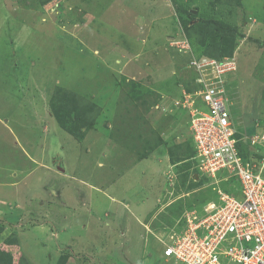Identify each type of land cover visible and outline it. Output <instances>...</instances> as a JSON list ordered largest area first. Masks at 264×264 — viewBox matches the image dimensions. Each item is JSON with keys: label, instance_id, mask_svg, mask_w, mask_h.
<instances>
[{"label": "rangeland", "instance_id": "1", "mask_svg": "<svg viewBox=\"0 0 264 264\" xmlns=\"http://www.w3.org/2000/svg\"><path fill=\"white\" fill-rule=\"evenodd\" d=\"M228 1L0 0V264H187L163 255L167 231L221 203L231 172L196 166L189 125L205 84L228 88L232 148L244 134L264 175V0ZM181 6L236 28L223 34L235 72L220 80L208 50L178 51ZM109 221L114 237L98 230Z\"/></svg>", "mask_w": 264, "mask_h": 264}, {"label": "built area", "instance_id": "2", "mask_svg": "<svg viewBox=\"0 0 264 264\" xmlns=\"http://www.w3.org/2000/svg\"><path fill=\"white\" fill-rule=\"evenodd\" d=\"M203 59L210 62L207 58ZM220 62L216 61L217 67H220ZM201 93L204 99L200 98V104L196 107L193 105L191 124L198 154L199 151L205 154L204 161L198 162V167L209 175L210 171L232 170L231 176H236L240 181L242 197L220 189L222 202L209 203L202 219L198 220V214L194 212H185L184 228L180 232L173 230L168 233L171 242H165L163 255L187 264H228L229 261L264 264L262 169H256L232 148L235 128L227 108L228 100L225 101L224 97L227 94L225 87L220 84L208 86L207 90L196 95L201 97ZM192 100L194 104L196 98ZM199 229L207 233L200 236L197 232ZM222 256L227 258V263Z\"/></svg>", "mask_w": 264, "mask_h": 264}, {"label": "trees", "instance_id": "3", "mask_svg": "<svg viewBox=\"0 0 264 264\" xmlns=\"http://www.w3.org/2000/svg\"><path fill=\"white\" fill-rule=\"evenodd\" d=\"M175 3L177 4V1ZM233 3H235V2H233ZM178 5H179V3H178ZM180 10H181V12H184V14L182 15V21H181L184 29L181 27V29H180V31H182L181 34L183 35L185 33L186 35H188V38L191 41V43H193V42L195 43V41H196L198 46H199L198 48L193 50L194 52H198V53L203 54V53H207V50H208L211 53L209 56L217 57L219 59H222L224 56L236 55L235 53L234 54L231 53L233 50L227 49V46L225 44L226 40L223 38V34H228L232 37L236 36L237 30H236V28H234V26L223 27L219 21H216V20H213L210 18H201V19L196 20L197 15H194L192 13V10L187 9V8L183 9V6H181ZM179 28H180V25H179ZM210 47H214L212 49H215V51L210 49ZM194 48H195V45H194ZM200 48H204V50H199ZM225 53H227V54H225ZM175 76H177V75H175ZM192 77H194V75H192ZM197 79H199V78H197ZM125 92H127V90H125ZM130 98H134V97L131 96ZM182 112L188 114L189 109L183 107ZM253 117H254V121H256L257 116L254 115ZM67 127L68 126L66 125L64 128L70 134L71 128H67ZM253 129H256V123H255V126ZM253 129H248L247 133H249V134L254 133L255 134L256 132ZM81 133H82V131H81ZM81 133H79V132H78V134L76 133L75 138H79V136H81ZM244 140H245V142H244ZM191 142H192V140H191ZM192 145H193V142H192ZM246 145H247V142L245 139V135L243 134V135H241L240 141H238V146L241 149L240 152L243 155V157L246 160H249L248 156H250L251 153H248L249 154L248 155V154H245V152L243 151V149L246 148ZM194 156H195V153H192L190 156V159L193 158ZM197 169H198V167H197ZM226 174H227V172H226ZM207 177H209V176H207ZM219 177H223V176L219 175ZM209 178H211V177H209ZM222 184H223V187L221 188L222 190H224L226 192H230V193H235L236 195L240 194L241 184H240V181L238 180V178L236 176H231L227 179H223ZM210 201H212V200L207 201L206 204ZM2 222L3 221H0V231L2 229L4 230L5 227L10 223L8 221H7V223H2ZM177 222H179V221H177Z\"/></svg>", "mask_w": 264, "mask_h": 264}, {"label": "bare ground", "instance_id": "4", "mask_svg": "<svg viewBox=\"0 0 264 264\" xmlns=\"http://www.w3.org/2000/svg\"><path fill=\"white\" fill-rule=\"evenodd\" d=\"M204 58H208L207 56H205ZM216 60L214 57H211L210 59V62L211 64L214 66V70L215 72H213L212 74L217 76L218 79L222 80V77L224 75V73L222 72H228V71H234L236 70L237 68V64H238V61H237V56L236 55H233V56H224L223 59H221V62L219 64L220 67H217V63H216ZM197 62V61H196ZM196 66L199 65V66H203L201 64H195ZM198 74H202V71H198ZM208 75H211V73H208ZM199 78V76H198ZM197 81H199L200 83L202 82V79H197ZM205 84V83H204ZM207 87L208 85L205 84V88H200L201 90L199 91L200 92H204L205 90H207ZM221 88H219L220 90ZM227 94L224 95L225 97V101L228 100L227 102V108H228V111H229V114L231 115L232 112H231V107H230V99H231V95H230V92H228L227 90H225ZM222 92V91H221ZM202 94V93H201ZM202 99H204V95L202 94L201 96ZM262 145V144H261ZM241 153V152H239ZM241 156V155H240ZM251 163V162H250ZM252 166H255L254 164L251 163ZM232 171V170H231ZM238 175V174H236ZM226 177H229V176H226Z\"/></svg>", "mask_w": 264, "mask_h": 264}, {"label": "clouds", "instance_id": "5", "mask_svg": "<svg viewBox=\"0 0 264 264\" xmlns=\"http://www.w3.org/2000/svg\"><path fill=\"white\" fill-rule=\"evenodd\" d=\"M184 33V32H183ZM184 35V34H183ZM182 35V38H180V42H181V47L182 48H179L178 49V51L180 52V51H183V50H186V51H189V52H192V53H194V51L192 50V49H190L191 48V46H192V43H191V41L189 40V38H187L188 40H186L185 39V36H183ZM173 38H176V36L175 37H173ZM182 43H183V45H182ZM208 57V56H207ZM215 59H218L217 61H221L219 58H217V57H214ZM207 59H211L210 57H208ZM225 73V72H224ZM193 75V74H192ZM220 85H222L223 87H225V90H227L228 88L223 84V83H219ZM228 91V90H227ZM229 92V91H228ZM200 96L198 97H196V100H195V103L193 104L195 107L197 106V105H199L200 103ZM183 107H185V108H188L189 109V113L191 112V109L189 108V107H187V106H183ZM231 120H232V118H231ZM232 122H233V126H234V128L236 127L237 128V125H235V122H234V120H232ZM189 131H190V139L192 140V142H193V146L195 145V141H194V138H193V133H192V130H191V124L189 125ZM236 132H239V130L238 129H235V133ZM242 157H243V155H241ZM243 159L244 160H246L244 157H243ZM56 164V163H55ZM197 167H198V165H196ZM198 169H199V167H198ZM199 171H200V173H202V171L199 169ZM205 175L206 176H209V174H207V173H205ZM227 176H229V177H231V174L229 173ZM264 176V175H263ZM229 177H226L225 179H227V178H229ZM211 202H214V201H210V202H208L205 206H204V209H205V207L209 204V203H211ZM180 221H182V219L180 218ZM177 223H181V222H177ZM183 223V222H182ZM174 229H172L171 231H173ZM168 233H170V231L168 230L167 231Z\"/></svg>", "mask_w": 264, "mask_h": 264}, {"label": "crops", "instance_id": "6", "mask_svg": "<svg viewBox=\"0 0 264 264\" xmlns=\"http://www.w3.org/2000/svg\"><path fill=\"white\" fill-rule=\"evenodd\" d=\"M35 159H37V160H39L37 157L35 158ZM44 167H45V169H47V170H49V171H52L51 170V168H48V167H46V165H44ZM54 166H52V168H53ZM63 171V170H62ZM109 174V173H108ZM82 180V179H81ZM82 184H86V183H82ZM99 191H103V192H99V194H103V193H105L106 194V198H105V200H107V194H108V199H111V200H116L117 201V199H116V197L113 195L112 197H110L109 196V191L107 190V189H105V190H100V189H98ZM67 209V208H66ZM115 217V216H114ZM113 221V220H112ZM107 224H110L111 226L110 227H112V229H110V227H99V231L100 232H103V233H106V232H109V234L112 236V237H114L115 235H112V231H114L115 230V227H113V225L115 226V224L113 223V222H111V221H109V222H107L106 223V225ZM124 230V229H123ZM55 235H56V233H55Z\"/></svg>", "mask_w": 264, "mask_h": 264}]
</instances>
